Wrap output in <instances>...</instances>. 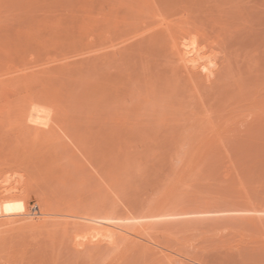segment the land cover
<instances>
[{
	"label": "rangeland",
	"instance_id": "obj_1",
	"mask_svg": "<svg viewBox=\"0 0 264 264\" xmlns=\"http://www.w3.org/2000/svg\"><path fill=\"white\" fill-rule=\"evenodd\" d=\"M0 264H264V0H0Z\"/></svg>",
	"mask_w": 264,
	"mask_h": 264
},
{
	"label": "bare ground",
	"instance_id": "obj_2",
	"mask_svg": "<svg viewBox=\"0 0 264 264\" xmlns=\"http://www.w3.org/2000/svg\"><path fill=\"white\" fill-rule=\"evenodd\" d=\"M33 108H34V107H33ZM45 111H46V110H45ZM34 112H35V111H34ZM48 112H49V111H48ZM42 114H43V113H42ZM47 114H48V113H47ZM35 115L37 116V114H35ZM38 115H40V114H38ZM37 117H39V116H37ZM35 119H36V118H35ZM45 119H46V118H45ZM32 120H33V119H32ZM37 120H38V119H37ZM35 122H36V121H35ZM47 122H48V121H47ZM45 123H46V122H45ZM76 215H77V214H76ZM84 216H85V215H84ZM33 217H34V216H33ZM47 217H48V216H47ZM82 217H83V216H82ZM30 218H31V217H30ZM52 218H53V217H52ZM79 218H80V217H79ZM88 218L92 219L91 217H86V219H88ZM24 219H25V218H24ZM61 219H62V218H61ZM74 219H75V218H74ZM84 219H85V218H84ZM86 219H85V220H86ZM90 219H89V220H90ZM95 219H97V220L99 219L98 221L101 220L100 218H94V220H95ZM103 219H104V220H103ZM22 220H23V219H22ZM32 220H34V219H32ZM79 220H80V219H79ZM102 220H103V221H105V220H106V221H108V220L112 221L111 218H102ZM113 220L115 221V219H113ZM117 220H118V221H122L121 219H118V218H117ZM14 221H15V220H13L12 223H14ZM24 221H25V220H24ZM26 221H28V220H26ZM86 221H88V220H86ZM95 221H96V220H95ZM103 221H100V222L102 223ZM114 221H113V222H114ZM118 221H117V222H118ZM10 222H11V221H10ZM17 222H18V221H17ZM89 222H91V221H89ZM92 222H94V221H92ZM100 222H99V224H98V222H97V224L100 225ZM113 222H112V223H113ZM12 223H11V224H12ZM20 223H21V222H20ZM83 223H85V222H83ZM95 223H96V222H94V225H95ZM105 223H106V222H105ZM105 223H104V224H105ZM108 223L111 224V222H109V221H108ZM108 223H107V226H106V225L104 226V224L102 223V224H103L102 227H101V226H97V225H95V227L92 226V227H94L95 229L98 227V229H96L97 231H96L94 228H92V229H94V230L96 231V233L93 232V233L95 234V235H93L94 238L97 237L98 235H102V236H105V237L108 236L109 238H110V237H111V238H114L113 233L116 234V233H118V231H119V233H120L121 235H129V234L131 233V231H129V229L125 228V227H126L125 225H124L125 227L122 226V225H123L122 222H121L122 225L120 224V222H119V223H115V222H114V223L112 224V225L115 224V226L118 225L117 228H115V227H114V228H111L112 226L109 227V228H107V227H108ZM6 224H7V223H6ZM8 224H9V221H8ZM8 224H7V225H8ZM110 224H109V225H110ZM92 225H93V224H92ZM120 225H121V226H120ZM105 228H106V230H105ZM100 229H101V230H100ZM103 229H104L106 232H107V231H108V232L110 231L111 233L109 234V233L107 232V233H108V234H107L105 231H102ZM126 230H127V231H126ZM122 231H125V232H128V231H129V233H125V232L122 233ZM120 234H119V235H120ZM131 234H132V233H131ZM112 235H113V236H112ZM116 235L119 236L118 234H116ZM105 237H103V238H105ZM108 237H106V239H109ZM120 237H121V236H120ZM123 237H124V236H123ZM98 238H99V237H98ZM106 242H107V241H106Z\"/></svg>",
	"mask_w": 264,
	"mask_h": 264
}]
</instances>
